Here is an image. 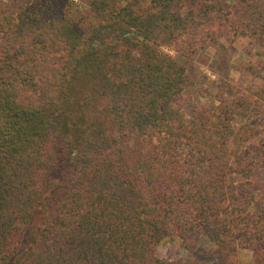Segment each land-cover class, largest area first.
<instances>
[{"label": "trees", "instance_id": "16d2710c", "mask_svg": "<svg viewBox=\"0 0 264 264\" xmlns=\"http://www.w3.org/2000/svg\"><path fill=\"white\" fill-rule=\"evenodd\" d=\"M44 4L0 0V264H184L159 255L169 235L264 264V137L228 150L264 95L199 106L162 51L264 43V0H86L79 20Z\"/></svg>", "mask_w": 264, "mask_h": 264}, {"label": "rangeland", "instance_id": "374dc122", "mask_svg": "<svg viewBox=\"0 0 264 264\" xmlns=\"http://www.w3.org/2000/svg\"><path fill=\"white\" fill-rule=\"evenodd\" d=\"M55 7L58 12L82 19L85 16L86 0H42ZM233 1V0H226ZM185 67L189 79L187 90L191 99L212 110L216 104L215 94L224 91L225 95L234 92H251L261 89L264 95V74L252 76L249 66L259 65L264 52V43L258 38L223 37L191 59H184L172 51L162 49ZM264 137V116L252 114L235 117L228 128V150L230 158L244 146ZM159 255L170 259L179 258L184 264H252L251 252L237 249L229 255L217 251L214 245L202 237L180 239L175 235L162 238L158 245Z\"/></svg>", "mask_w": 264, "mask_h": 264}]
</instances>
